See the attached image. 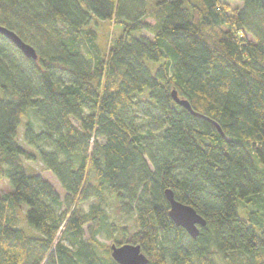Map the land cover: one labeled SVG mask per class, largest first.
Here are the masks:
<instances>
[{"label": "trees", "instance_id": "trees-1", "mask_svg": "<svg viewBox=\"0 0 264 264\" xmlns=\"http://www.w3.org/2000/svg\"><path fill=\"white\" fill-rule=\"evenodd\" d=\"M0 26L37 56L0 35V264H264V0H0Z\"/></svg>", "mask_w": 264, "mask_h": 264}, {"label": "water", "instance_id": "water-1", "mask_svg": "<svg viewBox=\"0 0 264 264\" xmlns=\"http://www.w3.org/2000/svg\"><path fill=\"white\" fill-rule=\"evenodd\" d=\"M0 35L10 41L23 57L32 60L36 59L37 56L35 50L30 45L24 43L14 32L0 26ZM172 99L175 103L191 112L189 103L186 100L179 99L174 91L172 92ZM213 124L222 134L219 126L216 123ZM164 195L170 206L168 215L171 221L176 227L182 228L191 238H195L198 235V227H203L205 225V220L190 206L174 200L173 194L170 190H166ZM110 249L111 257L117 264L147 263V259L141 253L139 246L130 244L115 246L113 244Z\"/></svg>", "mask_w": 264, "mask_h": 264}, {"label": "rangeland", "instance_id": "rangeland-1", "mask_svg": "<svg viewBox=\"0 0 264 264\" xmlns=\"http://www.w3.org/2000/svg\"><path fill=\"white\" fill-rule=\"evenodd\" d=\"M230 5L233 7V8H239L241 7V3L240 2H236V1H232L230 2ZM119 26H114L111 28V30H109L110 34L111 32L113 31L114 33H116V31L119 30ZM97 30L99 29L100 30V27L98 26L96 28ZM100 33V32H99ZM250 38V36H248ZM31 121H33L34 123V128L35 130L38 129V122L35 120V118L33 117V115L31 114ZM28 169H32L34 170L35 172L39 173L42 177H44L48 182H50L55 188L56 190L59 192L60 195H62V191H61V188L59 186V184L57 183L56 179L47 171H44L43 169H41V165L39 163H27V170ZM6 184L5 183H0V191L2 190H5L6 189ZM109 194L107 192H105V197H108ZM109 198V201H107V212H108V215H109V222L110 223H114L115 227H114V230L112 232L113 234V237L114 239H121V236H120V231H122L123 229H129V230H132L134 229V221H133V216H130V217H124L123 215H116L113 211V201L111 200L110 197ZM94 203L93 200H88L86 202H84L82 205H81V210L83 212H86L88 211L90 205ZM108 229V228H107ZM106 230H101V232L97 235V240L99 241V243H102L103 245H109L110 243H112V235H111V238L109 236H107V233L105 232ZM89 236V232L88 231H85V237H88Z\"/></svg>", "mask_w": 264, "mask_h": 264}]
</instances>
